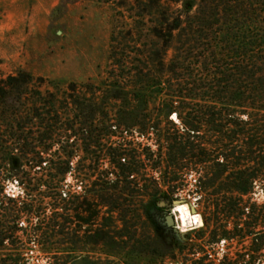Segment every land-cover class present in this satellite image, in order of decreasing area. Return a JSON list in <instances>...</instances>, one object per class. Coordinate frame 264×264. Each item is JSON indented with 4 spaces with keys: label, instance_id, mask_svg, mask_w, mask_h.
<instances>
[{
    "label": "rangeland",
    "instance_id": "374dc122",
    "mask_svg": "<svg viewBox=\"0 0 264 264\" xmlns=\"http://www.w3.org/2000/svg\"><path fill=\"white\" fill-rule=\"evenodd\" d=\"M249 4V0H0V81L25 77L19 84L23 107L12 101L15 96L5 98L6 105L21 111V118L13 121L10 114L0 115V170L19 166L43 177L48 165L36 166L31 153L67 167L59 184L61 198L45 195L37 202L47 233L44 251L32 243L19 250L6 240L0 259L22 253L25 264H194L206 257L209 260L202 264H264V224L250 233L247 217L219 215L218 224L226 230L239 223V235L207 245L210 226L197 237L196 231L205 226L203 204L195 201L199 195L173 190L177 181L170 173L177 171L193 190L198 174L168 168L167 139L182 130L175 112H167L165 119L161 104L168 91L159 90L164 81L180 89L197 77L206 52L232 37ZM160 56L166 65L161 69ZM210 58L207 63L214 67L219 57ZM157 81H163L161 86ZM50 95L57 100L54 107L43 104ZM35 97L42 99L35 105L37 117ZM71 97L82 105H72ZM54 113L57 123H48ZM41 135L43 142L38 143ZM17 137L27 139V152L22 153L20 146L13 149ZM10 149L17 162L8 159ZM253 191L251 201L264 204L261 188ZM4 192L18 194L20 189L9 180ZM153 200L164 205L157 210ZM174 200L198 214L200 223L182 230L174 217V226H167L165 216ZM190 228L195 231L185 244L180 242L177 234ZM254 239L260 243L256 260L251 258ZM176 242L195 250H178Z\"/></svg>",
    "mask_w": 264,
    "mask_h": 264
},
{
    "label": "trees",
    "instance_id": "16d2710c",
    "mask_svg": "<svg viewBox=\"0 0 264 264\" xmlns=\"http://www.w3.org/2000/svg\"><path fill=\"white\" fill-rule=\"evenodd\" d=\"M249 1L250 9L237 23V27H234L232 37L217 42L206 52L209 55L203 59V69L196 75L197 77H192L184 88L178 89L169 80L164 81L165 87H159L161 91H168V98L161 104L165 119L167 112H175L182 130L180 132L176 129L174 135L167 139L168 168L173 167L177 170L185 168L198 174L191 185L194 187L193 190L187 188L188 183L177 171H173L170 178L177 183L172 189L176 191L186 189L188 196L199 195L195 201L198 205L203 204L202 216L205 226L196 232L197 237L201 236L199 231L209 230L212 226L209 230L210 238L204 240L207 245L217 242L220 237L228 238L230 235H239L242 231L241 227H238L239 223H235L232 230L224 229L218 224L219 215L226 218L235 217L238 220L247 217L245 225L250 229L248 231L250 233H253L257 226H261L260 224H264V204L258 205L251 201L256 186L260 187L264 194V0ZM238 20L239 18L236 19ZM175 28V25L169 27V37ZM166 50V47L162 48L163 56ZM163 56L159 57L157 63L160 69L166 66ZM210 57H219L214 67L207 63L211 60ZM175 69L172 68L171 73H175ZM24 78L21 81L19 76H9L0 81L2 117L10 114L13 117L10 120L21 118V111L16 109L15 105H6L5 98L7 95L15 96L12 101L21 103L20 106L23 107L24 100L20 101L22 97L19 84ZM162 82L157 81V84L161 86ZM40 100L42 99L39 97L33 98L35 117L40 116L38 109L35 108ZM56 101L55 97L50 95L48 99L43 100V104L54 107ZM71 101L72 105L75 103L82 105L77 103L76 97ZM193 101H197V104L192 103ZM7 108L11 112H8ZM58 118L59 116L54 113L48 123H57ZM42 140V135L40 139H36L38 143L43 142ZM15 146H20L22 153L29 150L27 139L21 137L15 139L13 149H16ZM31 154L30 161L39 168H43L41 163L48 165L42 174L47 179L33 176L29 170L19 166L0 170V247L7 240L11 246L19 250L32 243L39 245L40 250L44 251L43 246L48 242L47 233L44 232L43 210L37 202L45 195L53 199L61 196L63 191L59 184L67 172V167L59 166L55 161L46 159L39 153ZM16 157L17 154L10 149L8 152L10 162H17ZM180 160H187L186 165L180 163ZM9 180L16 181L20 189L18 194L4 192L5 182ZM43 186L49 190H42ZM64 194L69 196L68 193ZM171 194L176 195L175 191ZM153 202L159 210L158 204L161 201ZM245 208L248 210L247 214ZM77 218H81L79 213ZM50 225H56L54 219ZM192 231H195V228L175 234L181 237L180 242L185 244L187 236ZM254 240L256 242H252L251 245L253 253L251 258L256 260L260 243L257 239ZM180 242H176L175 247L178 250H195V247L187 248ZM205 260L209 259L202 258L198 263L202 264ZM25 262L22 253L8 259H0V264Z\"/></svg>",
    "mask_w": 264,
    "mask_h": 264
},
{
    "label": "bare ground",
    "instance_id": "6f19581e",
    "mask_svg": "<svg viewBox=\"0 0 264 264\" xmlns=\"http://www.w3.org/2000/svg\"><path fill=\"white\" fill-rule=\"evenodd\" d=\"M175 117V116H174ZM189 207L186 204L182 203L176 205L173 208L175 220L177 227L184 230L185 227L189 226H196L199 222L200 216L198 214H192L189 212ZM200 223V222H199Z\"/></svg>",
    "mask_w": 264,
    "mask_h": 264
},
{
    "label": "water",
    "instance_id": "95a60500",
    "mask_svg": "<svg viewBox=\"0 0 264 264\" xmlns=\"http://www.w3.org/2000/svg\"><path fill=\"white\" fill-rule=\"evenodd\" d=\"M179 204H182L181 200H174L173 201V207L172 208H174L176 205H179ZM163 205H164V202L163 201L159 202V206H163ZM174 212L175 211H173V209H172L165 216V223H166L167 226H171V227L174 226V224H175V220H174L175 215H174Z\"/></svg>",
    "mask_w": 264,
    "mask_h": 264
}]
</instances>
